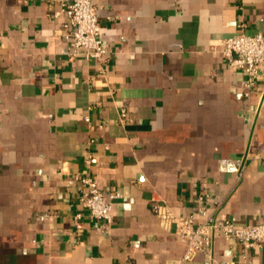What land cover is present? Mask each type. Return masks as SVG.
I'll use <instances>...</instances> for the list:
<instances>
[{"label": "crops", "instance_id": "0c3cea01", "mask_svg": "<svg viewBox=\"0 0 264 264\" xmlns=\"http://www.w3.org/2000/svg\"><path fill=\"white\" fill-rule=\"evenodd\" d=\"M68 2L0 0V264H264L220 232L182 261L175 221H264V63L250 85L220 44L264 36V0H94L106 64L70 58Z\"/></svg>", "mask_w": 264, "mask_h": 264}, {"label": "built area", "instance_id": "2783aa9c", "mask_svg": "<svg viewBox=\"0 0 264 264\" xmlns=\"http://www.w3.org/2000/svg\"><path fill=\"white\" fill-rule=\"evenodd\" d=\"M64 11L66 14L64 26L71 36L70 58L81 56L87 60L106 64L109 59L108 51L101 36V23L94 0H70ZM220 44L222 54L229 66L242 70L247 76V82L250 85L254 84L261 74L264 63V36L261 33L249 34L242 30L222 39ZM81 181L83 189L79 203L87 210L90 219L111 224L116 193L105 194L99 188L97 178L90 174L83 175ZM205 197L207 198L208 195ZM198 200L202 201V197ZM198 211L203 217V221L198 224H195L191 217L175 218L178 234L187 240L182 261L191 260L198 252L211 254L215 232L237 240L242 247L243 257L247 256L250 249L264 245V221L237 225L225 215L209 214L201 203ZM75 217L79 221L81 214L77 213ZM217 264L233 263L220 261Z\"/></svg>", "mask_w": 264, "mask_h": 264}]
</instances>
